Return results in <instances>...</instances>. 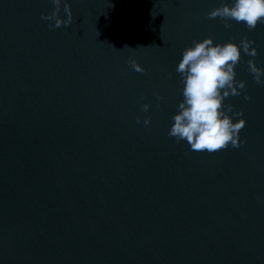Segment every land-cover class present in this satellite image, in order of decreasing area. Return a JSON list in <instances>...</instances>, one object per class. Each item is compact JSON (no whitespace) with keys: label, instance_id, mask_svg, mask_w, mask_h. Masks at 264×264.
<instances>
[{"label":"water","instance_id":"95a60500","mask_svg":"<svg viewBox=\"0 0 264 264\" xmlns=\"http://www.w3.org/2000/svg\"><path fill=\"white\" fill-rule=\"evenodd\" d=\"M221 2L67 0L72 24L50 28L52 0H0V264H264V85L247 64L264 68V24L226 28L208 18ZM207 37L258 51L241 47L246 91L225 100L243 143L211 154L168 135L176 67Z\"/></svg>","mask_w":264,"mask_h":264},{"label":"clouds","instance_id":"9594fccd","mask_svg":"<svg viewBox=\"0 0 264 264\" xmlns=\"http://www.w3.org/2000/svg\"><path fill=\"white\" fill-rule=\"evenodd\" d=\"M52 3L55 8L51 14H42L41 18L55 21L48 25L50 28L70 26L73 17L67 0H52ZM62 3L67 19L59 15ZM208 18H220L226 28L232 27L231 21L242 23L253 31L259 24H264V0H222L219 7L208 13ZM254 43L247 37L242 38L239 44L232 40L216 43L212 37H207L200 41L193 40L191 46L184 49L176 67L181 77L183 99L177 106L172 117L174 123L168 132L177 143L186 141L192 151L210 154L229 146H241L240 132L246 120L240 118L234 122L233 118L243 117V112L234 111V106L226 104L225 100L230 96H239L242 90L246 91V81L236 79L235 69L242 59V51L250 57L258 55L257 49L252 47ZM130 64L135 71L143 73L144 69L135 59L130 60ZM247 64L254 81L264 85V68L258 67L254 59H249ZM244 98L250 99L247 95ZM160 99L157 94V100ZM149 108L147 103L141 106L143 112ZM140 122V117H137V123ZM150 122L149 117L143 119L145 126Z\"/></svg>","mask_w":264,"mask_h":264}]
</instances>
